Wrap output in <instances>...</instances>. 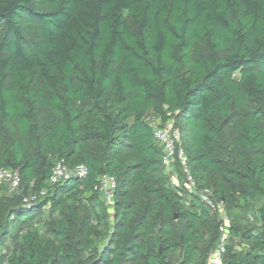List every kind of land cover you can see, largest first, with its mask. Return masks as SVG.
Masks as SVG:
<instances>
[{"label": "trees", "instance_id": "obj_1", "mask_svg": "<svg viewBox=\"0 0 264 264\" xmlns=\"http://www.w3.org/2000/svg\"><path fill=\"white\" fill-rule=\"evenodd\" d=\"M150 116L224 264H264V0H0V264H209L221 213Z\"/></svg>", "mask_w": 264, "mask_h": 264}, {"label": "built area", "instance_id": "obj_2", "mask_svg": "<svg viewBox=\"0 0 264 264\" xmlns=\"http://www.w3.org/2000/svg\"><path fill=\"white\" fill-rule=\"evenodd\" d=\"M155 138L164 150L163 164L165 168L168 169L172 167L173 164V154L175 152L176 144L180 139L179 131L174 127L172 122H169L163 128H157V125H155ZM178 156L183 166L186 181L185 185L188 192L196 193L207 206L213 210H218L221 213L223 232L216 250L211 255L209 264H224V256L227 252V246L229 244L228 227L230 219L225 214L223 206L214 202L211 190H197L195 180L186 165L185 154L182 150H179ZM87 175L88 169L86 166H78L75 169H69L62 161H59L53 169L50 183L56 184L72 177L85 178ZM2 182L8 184L12 191L17 190L21 184L19 172L4 169L0 170V183ZM98 189L102 194L103 200L108 204L113 205L114 192L116 189L115 180L112 177L105 176L100 180Z\"/></svg>", "mask_w": 264, "mask_h": 264}, {"label": "rangeland", "instance_id": "obj_3", "mask_svg": "<svg viewBox=\"0 0 264 264\" xmlns=\"http://www.w3.org/2000/svg\"><path fill=\"white\" fill-rule=\"evenodd\" d=\"M151 117V123L154 125H157L158 123H157V119H155V117H153V116H150ZM165 172H166V174L170 177V179H171V181L175 184V185H177V186H181L180 184H186V181H182V183H181V181L180 180H178V178H177V173H176V171H175V168L172 166V167H170V168H168V169H165ZM112 210V209H111Z\"/></svg>", "mask_w": 264, "mask_h": 264}]
</instances>
